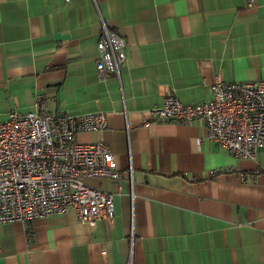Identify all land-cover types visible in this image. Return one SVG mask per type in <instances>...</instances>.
Returning <instances> with one entry per match:
<instances>
[{"label":"crops","instance_id":"1","mask_svg":"<svg viewBox=\"0 0 264 264\" xmlns=\"http://www.w3.org/2000/svg\"><path fill=\"white\" fill-rule=\"evenodd\" d=\"M102 24L124 40L118 79L96 76ZM215 79H264V0H0V121L37 104L102 112L74 140L103 141L123 171L86 180L112 192L110 222L68 208L0 223V264H264V148L237 158L197 142L201 119H150L164 95L207 100Z\"/></svg>","mask_w":264,"mask_h":264},{"label":"built area","instance_id":"2","mask_svg":"<svg viewBox=\"0 0 264 264\" xmlns=\"http://www.w3.org/2000/svg\"><path fill=\"white\" fill-rule=\"evenodd\" d=\"M253 5L254 0H246ZM96 76L118 79L125 59L124 40L104 24L95 42ZM210 97L183 103L174 94L162 96L149 109L151 120L191 123L203 121L202 138L237 158L253 159L264 148V79L209 85ZM105 127L102 112L68 115L51 113L37 104L33 111L9 110L0 121V223L28 222L34 218L75 210L80 223L112 220V192L86 183L89 178L116 181L118 170L106 144L81 143L74 134ZM131 185V171L125 170ZM240 177H243L240 174ZM126 264H130L128 260Z\"/></svg>","mask_w":264,"mask_h":264}]
</instances>
